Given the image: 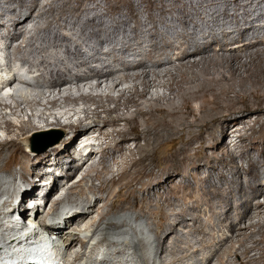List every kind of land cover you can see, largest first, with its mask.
<instances>
[{
	"label": "bare ground",
	"instance_id": "1",
	"mask_svg": "<svg viewBox=\"0 0 264 264\" xmlns=\"http://www.w3.org/2000/svg\"><path fill=\"white\" fill-rule=\"evenodd\" d=\"M4 1L7 6L1 8ZM74 1L77 4H72ZM86 1L0 0V24L5 21L9 23L5 32L0 31V45L7 49L5 60H0V66L14 61L13 53H9L13 49L15 59H19L34 73L31 81L52 88L48 89L52 95L40 91L39 97L23 92L9 94L7 98L12 100L11 104L8 102L9 105L0 99V110L10 108L19 116L28 115V119H23L19 130L15 132L11 127L17 125L5 119V122L8 121V132L13 135L0 141V193L6 194L2 190L1 172L10 160L20 161L25 169L20 176L29 183H26L27 189L20 204L22 214L27 216L30 211L28 198L45 186L40 184V180L30 179V175H50L44 166L54 159L56 167L55 173L51 174L53 182L42 196L43 205L42 201L36 200L33 208L35 224L46 231H51L45 224L47 217H58L54 218L53 236L48 233V237L51 239L56 235L51 241L59 245L51 247L42 242L38 235H34V241L28 243L29 247L18 253L24 248L23 245L16 250L10 246H14L19 231L14 227L9 230L10 227L6 226L0 233V264H17L15 259L26 252H32L29 256L33 259L45 256L53 261L59 260V263L64 259L65 264H131L136 257L142 263L147 261L146 257H143V252H137H141L139 241H145V238L143 240L139 237L140 240L136 241L133 232L121 228L124 222H130L131 219L136 226L144 223L143 227L149 226V230L156 229L162 234L157 239L153 264L159 261L160 264H264V178L260 168L261 165L264 168V145L258 156L243 151V156L249 159V172L244 171V165L236 163L235 156L231 161L226 160L225 156H231L229 150H223L221 156L218 154L223 137L232 126L230 123L234 122L232 127L235 128L240 114L256 110L264 116V22L260 23V20H264V13H257L264 0H225L228 7L223 13L213 9L222 3L221 0H204L199 6L203 7L207 2L206 6L210 10L198 14L199 21L206 23L200 31L199 21L183 6L184 9L178 11L182 13L181 21L185 30L173 38L169 30L166 32L159 29L158 22L161 21L171 29L177 25L176 22L168 24L167 17L158 21L152 11L158 8L161 13L170 12L163 8L165 0H140L141 3L147 2L144 11L149 21L146 23L139 19L141 10L138 11L136 6L141 4L138 0H92V7ZM115 1L122 2L124 7L123 10L113 11L114 15L119 12V26L128 25L126 22L130 19L136 20V24H129L128 30L123 28L121 39L116 35L104 34L101 29L93 30L87 39L96 43V48L87 44L85 47L77 39V34L66 32L68 20L64 22L51 14L55 13V3L62 2L69 7L75 19L80 20L83 13H87L85 11L102 10L106 6L111 8ZM231 3L235 6L234 18L227 23L222 22L223 17L231 15ZM252 6L254 8L248 10ZM190 7L195 8L194 5ZM64 10V7L61 8L62 13L67 11ZM49 14L51 19L55 18L57 29L51 33H41L45 25L50 27L54 23ZM101 16L105 14L89 16L85 23L97 26L96 22L99 21L105 26ZM189 22L193 23L192 28L188 27ZM218 29L221 30L220 35L216 34ZM133 40L137 42L135 47ZM105 47L107 50L104 54L112 55V58L98 55L100 49ZM15 77L20 79V76ZM92 80H96L95 85L89 83ZM15 81L12 80L10 84ZM85 81L91 85L90 91L100 90L104 84L107 87L106 82L111 83L108 89L110 92L116 91L123 83L129 82L130 85L119 89L118 99L107 92L108 100L115 103L113 107L93 98L91 92H88V97L81 96L82 99L93 102L96 107L85 105L83 108L78 106L81 98H73L79 95L73 94L75 90L71 86L75 84L76 92L82 95L84 91L80 84ZM46 97L48 103L59 105L51 109L53 113L48 112L49 107L39 113L33 111L37 110L35 105H41ZM61 101L68 104L60 105ZM240 103L244 105L241 108L237 106ZM27 107L32 110L31 113L27 112ZM65 110L71 112L66 113ZM57 113L65 114V117L71 115V118L76 116L77 123L69 124L71 130L80 126L78 120H91V123L75 132L73 137L67 136L52 144L45 152H35L36 139L47 134L46 130L39 129L41 122H59ZM103 113H106L104 118ZM114 113L116 115H112ZM0 114V120L4 119L2 112ZM53 115L54 119H51ZM100 119L103 122L101 126L98 124ZM258 120L264 128V117ZM107 126L114 128L108 130ZM33 130L36 132L32 135L30 132ZM91 130H97L96 139L99 142L98 146L91 143V151L85 156L84 149L75 143L82 131ZM236 131L234 129L232 132ZM233 137L236 139L232 143L236 146L248 138L246 134ZM168 144L169 149L165 148ZM209 148L213 149L210 153ZM77 150L80 151L78 156L82 155L80 158L77 157ZM19 153L22 158L18 157ZM205 159L209 160L211 169L202 174L200 166ZM219 161L226 170L235 171L237 176L229 178L226 171L218 170ZM194 167L198 169L193 174L194 183L186 178L175 186L170 185L178 176L190 172ZM38 168L45 171L39 172ZM60 169H65V177L61 179L58 174ZM217 171L220 181H212ZM82 172V178L75 181ZM59 180L65 182L59 186ZM90 181L88 190L86 184ZM118 183L120 186L115 189ZM67 186L69 192L66 196L56 199L45 212L52 202V195L54 198ZM6 192L9 195L1 198L4 201L0 200V216L5 213V204L12 202L15 195L8 189ZM121 199L127 203L118 205L117 201ZM23 203L26 207H23ZM130 209L136 212L129 213ZM95 211L98 215L92 217ZM118 213H121L118 219H112V215ZM188 214L194 215L192 223L187 221ZM157 217V228L142 221L145 218L154 222ZM63 218H67L65 225L62 223ZM4 225L0 223V229ZM88 226L94 227H91L93 233L89 229L84 234V227L87 229ZM181 226L183 229L179 230ZM186 228H190L188 232ZM170 232L175 235L173 242L168 239ZM80 233L84 236L81 237ZM194 233L195 237L198 233L201 237L189 240ZM96 237L98 241L90 246ZM179 241L182 243L176 244ZM249 241L251 244L246 245ZM89 247L90 254L87 255Z\"/></svg>",
	"mask_w": 264,
	"mask_h": 264
},
{
	"label": "rangeland",
	"instance_id": "2",
	"mask_svg": "<svg viewBox=\"0 0 264 264\" xmlns=\"http://www.w3.org/2000/svg\"><path fill=\"white\" fill-rule=\"evenodd\" d=\"M42 1H44V0H42ZM148 1H154V2H160L161 0H148ZM202 1H204V0H165V5H164V9H168V10H170V12H166V13H161V10L160 9H158V8H154L152 11L154 12V15H155V18L159 21V19H164V17L166 18V20H167V22H168V24H170L171 22H176V26L174 27V28H169L166 24H164V23H162L161 21H159L158 22V27H159V29L161 30V31H166L167 32V30H169V35L171 36V38H173V37H176L179 33H182V32H184V28H183V25H182V19H183V17L181 18V15H182V13H180L178 10L180 9V8H182V9H184L183 8V6L185 7V9H187V11L189 12V13H191V14H193V16H195V18H196V20L197 21H199V12L200 11H204V12H206V11H209L210 10V7H208V6H206L207 5V2L205 3V6H203V7H200L199 5L202 3ZM207 1V0H206ZM222 1V3H220L219 4V6L217 7V8H213L214 10H217V11H219L220 13H223V11H224V9L226 8V7H228V5H227V3H226V1L225 0H221ZM138 2L141 4L140 6H136V8L138 9V11H139V9L141 10L140 11V16H139V19H140V21H143V22H148L149 21V19H148V15H147V13H146V11H144V9L146 8V4H147V2H143V3H141L140 2V0H138ZM205 2V1H204ZM86 3H87V5L89 6V7H92V5H93V3H92V0H87L86 1ZM186 3V4H185ZM187 3H191V5L193 6L194 5V7L195 8H192V7H190L191 5H187ZM72 4H77V1H74V2H72ZM63 3L61 2H56L55 3V13H51L52 14V16L53 17H56V18H60V19H62V21H64V22H66L67 20V22H68V29L66 30V32H74L75 33V35H76V37L78 36L79 37V35L81 36V37H77V39L80 41V42H82L84 45H85V47L87 46V45H90V46H94L95 48H96V43H92L89 39H87V37H89V34H91L90 32H92L93 30H95V29H101L102 30V32L104 33V34H106V35H108V36H114V35H116V36H118L119 37V39H121L122 38V35H123V28L125 29H127L128 30V27L131 25V26H134L135 24H136V20H133V19H130V21L129 20H127L128 22H126L128 25H126V24H121L122 26L120 27L119 26V24H120V22H119V12L117 11V12H115V15L113 14V11L114 10H117V9H119V10H123V3L122 2H117V1H115V2H113L112 3V6H111V8H108L107 6H106V8H104V9H96V10H92V9H90V11H85V12H87V13H83L84 14V16H82V18L79 20V19H75L76 17L73 15V13L72 12H70L68 9H69V7L68 6H65V5H63ZM91 5V6H90ZM185 5H187V8H186V6ZM7 6V4H6V2L4 1L3 3H2V5H1V8H3V7H6ZM65 8V10L64 11H66V12H64V13H62V11H61V8ZM66 7H67V9H66ZM190 9H189V8ZM230 13H231V15L229 16V17H223L222 18V22H225V23H227V22H229L230 20H231V18H234V13H235V6H233L232 5V3L230 4ZM252 8H254V6H252V7H249L248 8V10H251ZM189 9V10H188ZM57 10V11H56ZM172 10V11H171ZM176 12H175V11ZM192 10V11H191ZM58 12H59V14H58ZM172 12V13H171ZM173 12H174V14H173ZM56 13H57V16H56ZM105 14V16H101V19L102 20H104L105 21V23L104 24H106L105 26H103V25H101L100 23H99V21H97L96 22V24H97V26H95V25H93V24H87V23H85L86 22V20L88 19L87 17H93V16H95V15H99V14ZM171 13V14H170ZM257 13L259 14V13H264V1L261 3V9L260 10H258L257 11ZM51 14H49V16H50V19H51ZM161 14V15H160ZM179 14V15H178ZM181 14V15H180ZM163 15V16H162ZM165 15V16H164ZM241 15L243 16L244 15V10H242L241 11ZM62 16V17H61ZM162 16V17H161ZM53 17H52V19H53ZM66 17H68V18H66ZM86 17V18H85ZM89 17V18H90ZM103 17V18H102ZM118 17V18H117ZM84 18V19H83ZM51 19V20H52ZM55 19V18H54ZM52 20V21H54V23H53V25L52 26H50V27H48L49 25H45L46 27L45 28H43V30H41V33H43V31L45 32V33H51V32H53V31H55L57 28H55L56 26H57V22H56V20ZM121 19V18H120ZM66 20V21H65ZM79 20V21H78ZM82 20V22H80ZM116 20H117V22H116ZM71 21H73V23L71 22ZM77 23H76V22ZM70 22V23H69ZM85 24H84V23ZM119 22V23H118ZM264 22V20H260V23H263ZM72 23V24H71ZM199 23H200V28H199V31L200 30H203L204 29V27H205V25H206V23H204V22H201V21H199ZM9 23H8V21H5V23L4 24H0V31L1 32H5L6 31V29H7V27L9 26L8 25ZM130 24V25H129ZM126 25V26H125ZM128 26V27H127ZM194 25H193V23H191V22H189V24H188V27L189 28H192ZM228 26V25H227ZM55 28V29H54ZM53 29V30H52ZM86 32V33H85ZM32 33V30L30 31V34ZM73 33V34H74ZM115 33V34H114ZM86 34V35H85ZM216 34L217 35H220L221 34V30L220 29H218V30H216ZM74 35V36H75ZM263 38H264V36H263ZM89 43H92V44H89ZM147 44H148V42H146ZM87 44V45H86ZM132 44H133V46L135 47V46H137V42L135 41V40H133L132 41ZM72 45H74V43L72 44ZM119 46H121V44H119ZM264 46V45H263ZM1 47L3 48V49H1ZM218 49H219V46L217 45L216 46ZM145 48H148V46L147 45H145ZM6 48L4 47V45H0V55H3L4 56V58H5V56L7 55V52H5L6 50H5ZM102 50V51H101ZM104 50V51H103ZM107 50V48L105 47V48H101L100 49V54H98L100 57H105V56H108L107 58H110L112 55H106V54H104V52ZM9 51V50H8ZM11 51V52H10ZM10 51H9V53H13L15 56H13V54H12V58L14 59V61L15 60H19V59H15L16 58V54H15V52H14V50L12 49H10ZM112 58V57H111ZM5 60V59H4ZM13 61V62H14ZM2 62H4V61H2ZM119 65H117V67H118ZM113 67H116V66H113ZM122 72H124V71H122ZM163 72V71H162ZM161 72V73H162ZM119 73H121V72H119ZM33 83V82H32ZM89 83H91L92 85L94 84L95 85V83H96V80H92V81H89ZM88 82L86 83V81L83 83V84H80L81 85V88L83 89V93H82V95H81V93H78V92H76V90H77V87H74V86H76L75 84H73L71 87H73V90H75V92H73V94H75V95H79V97H77V96H74L73 98H75V99H80V103L78 104V106L79 107H83L84 108V106L85 107H91V108H95L96 106V104H94L93 102H86V99H82V97H86L87 96V93L89 92H91V95L93 96V98H96L97 100H102L104 103H106V105H108V106H114L115 105V103L114 102H111V101H109L108 100V93L110 94V96L111 97H113L114 95V97H116L117 98V96L119 97V95H120V92H119V89H122V87H127L128 85H130V83L129 82H127V83H123L116 91H113V92H110L108 89H109V87H110V85L109 84H111L110 82L108 83V82H106V84H107V87H106V85L104 84L103 86H104V88L102 87L100 90H93V91H90L91 89L89 88V86H91L90 84H89ZM35 83H33V85H34ZM1 87V86H0ZM34 87H35V92H33V93H31L30 95L32 96H38V94H40L41 92L40 91H42V92H47V94L46 95H49V94H51L50 93V91H48V89L49 90H51L52 88H50V86H48L47 84H44V85H37V84H35L34 85ZM85 89H84V88ZM55 88V87H54ZM54 88H53V90H54ZM123 88V89H124ZM43 89H46V90H43ZM65 88H63V90H64ZM87 89V90H86ZM72 90V89H71ZM160 90H161V88H160ZM108 92V93H107ZM54 93H56V88H55V92ZM53 93V94H54ZM84 94V95H83ZM101 94V95H100ZM104 94V95H103ZM52 95V94H51ZM90 95V96H91ZM104 96V98H103V96ZM106 95H107V97H106ZM12 96V95H11ZM82 96V97H81ZM16 97H20V96H16ZM39 97V96H38ZM88 97V96H87ZM62 99L64 98L63 96L61 97ZM101 98H103V99H101ZM105 98H107L106 100H105ZM116 98H114L115 100H117ZM0 99H2L1 97H0ZM7 99V104H8V102L11 104V102H12V100H11V98H6ZM48 97H46L45 99L43 98V103L41 102V105L39 104V105H35V108L37 109V110H33V111H35V112H37V113H39V111L40 110H44L46 107H49L50 108V110H48V112H50V113H53L52 111H51V109L54 107V106H59V105H52V104H50V103H48ZM3 101V100H2ZM51 102V101H50ZM62 103H60V105L61 104H68V103H65V101H61ZM75 103V102H74ZM85 103H87V104H85ZM50 105V106H47V105ZM71 104H73V103H71ZM9 105V104H8ZM239 108H241V107H243L244 105H243V103H240V104H238L237 105ZM4 107H6V106H4ZM1 108V107H0ZM83 108H82V111H83ZM55 109H57V108H55ZM70 109H72V108H70ZM69 109V110H70ZM58 111V110H57ZM60 111V110H59ZM66 111V110H65ZM82 111H81V113H82ZM0 112H2V115H4L5 116V118L4 119H1L0 120V128H4V130L6 131H3L2 133H3V135H4V137H0V141L1 140H3V139H5V137L6 138H8L9 136H12L13 134H10V132H8V121H6L5 122V119L6 120H8L9 119V121L11 120V122L12 123H14L15 125H17V126H13V127H11L12 128V130H14V132H15V130H19L18 129V127L20 126V124H21V121L24 119V120H27L28 119V115L27 114H22L21 116H19V114H14V112H12V110L10 109V108H8V109H3V111L2 110H0ZM27 112L28 113H31L32 112V110H30V108L28 109V107H27ZM67 112H71V111H66V113ZM105 114L106 113H103V118H104V116H105ZM1 115V114H0ZM29 115H31V114H29ZM112 115H116L115 113L114 114H112ZM54 116L55 115H53V116H51L50 118L51 119H54ZM80 116H81V114H80ZM261 117H264L263 115H261V113H257V111L256 110H250V111H247L245 114H240V116H239V118H240V120L238 121V125L234 128V127H232L233 125H235V123L234 122H231L230 124L232 125L231 127H229V132H228V134H226L224 137H223V143L221 144V147L218 149V154H219V156H221L222 155V151L223 150H229L230 152H231V156L229 155V156H225V158H226V160H228V161H231V159L235 156L236 157V163H238L239 165H244L245 166V168H244V171H246V172H249V167L247 166V162H248V158L247 157H245V156H243V151H247V152H251V154L253 155V156H255V155H257L258 156V154L261 152V150H262V148H263V145H264V128H262V123H261V121H259L258 119L259 118H261ZM67 119H71V115H67V117H66ZM80 119H81V117H80ZM36 120V119H35ZM36 122V121H35ZM78 122H80V126L78 127V126H76V125H73V126H76V128L74 129V127L72 128L73 130H71V127L69 126V124H65V125H63V124H60V123H58V124H55L56 125V128H54V129H51V130H49V131H45V132H47V134L46 135H43V136H40L39 138H37L36 139V150L37 151H35V152H41V153H43V152H45L47 149H49L51 146H52V144L51 143H53L56 139H58V138H60L61 140L63 139V138H65V137H67V136H71V137H73V134H75V132H77V131H79V130H81L86 124H88V123H91V120H82L81 119V121L80 120H78ZM37 123H39L38 121H37ZM53 123V120L51 121V123H48V124H46V123H44L43 122V124H42V122H41V124H40V126H39V129L40 130H45L44 128H43V126H45V125H49V124H52ZM98 124L101 126L102 124H103V122H102V119H100L99 121H98ZM80 128V129H79ZM112 128H114V126H107L106 127V129H108V130H110V129H112ZM233 128V129H232ZM234 129H237V131L236 132H232ZM65 130V131H64ZM75 130V131H74ZM36 132V130H33V131H31L30 132V134H34ZM84 132H87V131H82V133H84ZM72 133V134H71ZM82 133H80V134H82ZM51 134V135H50ZM79 134V135H80ZM240 134H246V136L248 137L245 141H243V142H241L240 143V146H236L235 144H233L232 143V140H235L236 138H234L233 137V135H235V137H238V135H240ZM237 135V136H236ZM60 140V141H61ZM98 142H99V140L98 139H96L95 140V142L93 143V144H98ZM235 142V141H234ZM34 143H35V141H34ZM49 145H51V146H49ZM96 146H98V145H96ZM80 147V146H79ZM81 148V147H80ZM83 148V147H82ZM165 148H167V149H169L170 148V145L168 144V145H166L165 146ZM40 150V151H39ZM209 153L211 152V151H213V149L212 148H209ZM80 151L79 150H77V152H76V154L77 153H79ZM33 154V153H32ZM81 154H82V152H81ZM7 156V155H6ZM5 156V157H6ZM82 155H79L78 156V154H77V157H81ZM18 157H20V158H22V155L19 153L18 154ZM96 159H97V157H96ZM53 160L54 159H52V161L51 162H49V163H47L44 167V169H47V168H50L51 170H53V172L55 171L54 170V168L56 167L55 166V163L53 164ZM66 160H69V158H66ZM93 162H94V159L92 160ZM91 161V162H92ZM261 165V164H260ZM49 166H51V167H49ZM47 167V168H46ZM217 167H218V170H223V171H226V173H227V175H228V177L229 178H231V177H234V176H237V174H236V172L235 171H233V172H231V171H228V170H226L225 168H224V165H223V163L222 162H217ZM260 168H261V170L263 171L262 173V178H264V168H262V165L260 166ZM29 169V168H28ZM39 169V168H38ZM65 169H66V167H65ZM65 169L63 170V169H60L59 171H58V174H59V179H61L62 177H65L63 174L65 173ZM211 169V167H210V162H209V160L208 159H205L203 162H202V165L200 166V172L202 173V174H206V173H208L209 172V170ZM25 169L23 168V166L21 165V163H20V161H18V160H10L9 161V163L6 165V169L4 170V171H2L1 172V175H3V177H2V179L1 180H3V184H2V190H4L5 191V193L6 194H4L3 192L2 193H0L1 195H0V200L1 201H4V200H2L1 198H6L9 194H7V192H6V189H8V190H10V193L13 191L14 192V196L12 197V199L15 197H17L18 196V194L20 195V196H22L23 195V193H25V191H26V189L27 188H25L26 187V181H25V179L23 178L22 179V177L20 176V174L24 171ZM62 170V171H61ZM14 171H15V173H14ZM44 172L45 170H43V169H39V172ZM197 171H198V169L197 168H192V169H190V172L188 171V173H184V174H182V175H180V176H178L176 179H175V181L174 182H171L170 183V185L171 186H175V185H177L180 181H182L183 179H189L192 183H194L195 182V180H194V177H193V174H196L197 173ZM14 173V174H13ZM18 173V174H17ZM55 173V172H54ZM16 174V175H15ZM37 174V176H38V173H36ZM36 174H32V175H30V179H32V180H37V181H39L38 180V178L39 177H41V174L37 177V176H35ZM79 174H81V173H79ZM78 174V175H79ZM82 176H83V172H82V174H81V178H82ZM36 177V178H35ZM61 177V178H60ZM214 177V178H213ZM213 179H212V181H220L219 180V178H218V171L215 173V175H213ZM78 178V179H77ZM145 178L146 179H148V177H146L145 176ZM15 179V180H14ZM80 178H79V176H77L76 178H75V181H77V180H79ZM182 179V180H181ZM8 180V181H7ZM14 180V181H13ZM64 180H66V179H64ZM63 180V181H64ZM61 180H59L58 181V183L60 182ZM63 181H61L60 183H59V186L63 183ZM224 182L225 180H221V182ZM65 182V181H64ZM96 182H98V180L96 181ZM90 183V184H89ZM27 184H29V183H27ZM41 184V183H40ZM72 184V183H71ZM70 184V185H71ZM88 184V185H87ZM87 184H86V188H88V190H89V188H90V185H91V181L90 182H87ZM69 185V186H70ZM4 186V187H3ZM69 186H67L66 188H64V189H62L61 191V194H62V197L65 195L66 196V194L69 192ZM119 186H120V183H118L117 185H116V187H115V189H118L119 188ZM43 189V190H42ZM137 189H139V187H137ZM45 190V187L43 188V187H41V189H39L38 190V192H36L34 195H32L31 196V198L29 197L28 199H31V200H34V201H42V197H41V192H43ZM68 190V191H67ZM16 192V193H15ZM91 194H93V193H91ZM2 195H4V196H2ZM19 197V196H18ZM38 197H39V200H38ZM238 197V195L236 196V198ZM55 196H54V198H53V195H52V198H51V200H52V202H50L49 204H48V206L46 207V211L45 212H47V210H49L50 208H51V206H52V204H53V202L55 201ZM133 199V198H132ZM50 200V201H51ZM12 201V200H11ZM125 203H127L126 201H124L123 202V200L121 199L120 201H117V204L118 205H123V204H125ZM65 204H68V203H65ZM116 204V205H117ZM42 205H43V203H42ZM102 205V204H101ZM117 205V206H118ZM2 207V206H1ZM23 207H26V204L25 203H23ZM175 207H177V206H175ZM6 208H8V206H6ZM5 208V209H6ZM68 209V208H67ZM168 210H171L170 208H168ZM204 210V209H203ZM68 211V210H67ZM128 212L129 213H135L136 211L134 210V209H130V210H128ZM1 213V212H0ZM120 214L121 213H118V214H113L112 215V219H114V220H117L118 218L117 217H119L120 216ZM97 212L95 211L94 213H93V215H92V217H97ZM29 216V215H28ZM61 216V215H60ZM59 216V217H60ZM8 217H9V214H2L1 216H0V220H1V222L0 223H4L2 220H4V219H6V221H8ZM57 216H53V218H56ZM65 217V216H64ZM68 217V216H67ZM115 217V218H114ZM194 217V215H192V214H188L187 215V221H188V223H192L193 222V218ZM58 218V217H57ZM91 218V217H90ZM158 217L157 218H155V223L153 222V220L151 219V220H146L145 218H142V221L144 220L147 224H148V222H149V224H151L150 226H152V227H154V228H157V223H156V221H158ZM63 220V225H65L64 224V221H66L67 220V218L65 219V218H63L62 219ZM129 221V220H128ZM128 221H126V222H124V224H122L123 226L121 227V228H123V229H125V231H131V232H133V234H134V236H135V240L136 241H138V239H139V237H141L140 239H143L144 240V238H145V241H139V244H140V251L141 252H137L138 254L139 253H142L143 252V257H146V260L147 261H143L142 263H144V264H153L154 263V260H155V258H154V253H155V250L157 249V239L159 238V236L160 235H162L161 233H159L156 229H153V230H149L148 229V227L147 226H145V227H143L142 225H144V223H141V225H134V220H130V222H128ZM49 224H55L53 221H51V220H48L47 221ZM248 221L246 220V223H247ZM8 223V222H7ZM58 223V222H57ZM56 223V224H57ZM126 223V224H125ZM5 224V223H4ZM9 224H12V223H10L9 222ZM154 226H153V225ZM243 225H245L244 223H242ZM7 227L9 226V225H6ZM6 226L4 225L0 230V233L1 232H3L5 229H6ZM135 226V227H134ZM10 228H8L9 230H12V227L13 226H9ZM53 227H55L54 225H53ZM92 226H88L87 227V229L84 227V229H85V231H83L84 232V234L85 233H87L88 231H89V229L91 230L90 232L91 233H93L92 232V228H94V227H92ZM141 227V228H140ZM110 228V227H109ZM131 228V229H130ZM150 228V227H149ZM181 228L183 229V227L181 226V227H178V229L179 230H181ZM2 229H4L3 231H2ZM112 229V228H111ZM111 229H109V230H111ZM144 229V230H143ZM190 228H186V230L185 231H187V230H189ZM218 229V228H217ZM17 230V229H16ZM147 230V231H146ZM218 231V230H217ZM158 232V233H157ZM188 232V231H187ZM225 232H227L228 233V230L226 229L225 230ZM8 233V232H7ZM6 233V234H7ZM81 235V237H83L84 236V234L83 233H80ZM187 234H189V233H187ZM195 234L196 233H194L193 234V236H191L190 235V238H189V240L191 239V238H193V239H191L192 241H194V239L196 238V237H201V235H200V233H198L197 235H196V237H195ZM168 239L171 241V242H173L174 240H175V238H174V234H173V232H170V233H168ZM137 237V238H136ZM143 237V238H142ZM161 237V236H160ZM139 239V240H140ZM156 239V240H155ZM185 239H187V238H185ZM184 239V240H185ZM148 240H151V241H149V243L147 242ZM188 239L186 240V241H189ZM98 240H97V237H96V240H93V244H90V246H93L94 244H95V242H97ZM151 243H152V245H151ZM176 243V242H175ZM180 243H182L181 241H179V242H177L176 244H180ZM229 245H231V243L229 242L228 243ZM250 245L251 244V242L249 241L248 243H246V245ZM107 245V244H106ZM105 245V246H106ZM146 245V246H145ZM151 245V246H150ZM145 246V247H144ZM150 246V247H149ZM237 246H238V244H237ZM78 247L80 248V243L78 244ZM197 247H199V248H201L199 245H197ZM77 248V247H76ZM79 248H77V249H79ZM148 249V250H147ZM137 250L139 251V248H137ZM133 252V251H132ZM147 252V253H146ZM221 253H222V251H221ZM252 253H254V251H252ZM87 255H89L90 254V247L88 248V251H87V253H86ZM148 254V255H147ZM134 255V254H133ZM135 255H137V254H135ZM97 258V256L96 255H94V258ZM99 258V257H98ZM159 260V259H158ZM150 261V262H149ZM141 262H140V258H135L134 260L132 259V263L131 264H142ZM161 263V261H159L158 262V264H160Z\"/></svg>",
	"mask_w": 264,
	"mask_h": 264
},
{
	"label": "clouds",
	"instance_id": "3",
	"mask_svg": "<svg viewBox=\"0 0 264 264\" xmlns=\"http://www.w3.org/2000/svg\"><path fill=\"white\" fill-rule=\"evenodd\" d=\"M56 200V199H55ZM31 210V209H30ZM23 211V210H22ZM33 211H34V209H33ZM35 212V211H34ZM60 215H62V214H60ZM30 216V215H29ZM28 214H27V217H26V219H28ZM48 218V217H47ZM47 220V219H46ZM36 223V222H35ZM45 224H46V221H45ZM53 227V226H52ZM52 227H49L50 229H52ZM54 228V227H53ZM53 230V229H52ZM49 233H51V236H53L52 235V231L51 232H49ZM52 239H55L56 238V235L54 236V237H51Z\"/></svg>",
	"mask_w": 264,
	"mask_h": 264
},
{
	"label": "water",
	"instance_id": "4",
	"mask_svg": "<svg viewBox=\"0 0 264 264\" xmlns=\"http://www.w3.org/2000/svg\"><path fill=\"white\" fill-rule=\"evenodd\" d=\"M54 129V128H53ZM60 140V138H58V139H56L53 143H51V144H54V143H56V142H58ZM49 146H51V145H49ZM40 151V150H39Z\"/></svg>",
	"mask_w": 264,
	"mask_h": 264
}]
</instances>
